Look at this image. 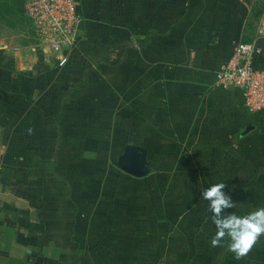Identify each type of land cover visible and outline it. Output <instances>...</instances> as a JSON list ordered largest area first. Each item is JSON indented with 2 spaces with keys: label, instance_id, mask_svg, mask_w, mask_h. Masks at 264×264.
Returning a JSON list of instances; mask_svg holds the SVG:
<instances>
[{
  "label": "crops",
  "instance_id": "obj_1",
  "mask_svg": "<svg viewBox=\"0 0 264 264\" xmlns=\"http://www.w3.org/2000/svg\"><path fill=\"white\" fill-rule=\"evenodd\" d=\"M79 2L65 66L0 52V264H264V236L241 260L210 246L201 197L225 183V214L264 207V113L215 83L246 3ZM138 156L144 177L116 166Z\"/></svg>",
  "mask_w": 264,
  "mask_h": 264
},
{
  "label": "built area",
  "instance_id": "obj_2",
  "mask_svg": "<svg viewBox=\"0 0 264 264\" xmlns=\"http://www.w3.org/2000/svg\"><path fill=\"white\" fill-rule=\"evenodd\" d=\"M24 14L31 25L36 47L57 56L58 67L68 62L67 52L80 38L84 19L79 0H26ZM262 54L256 42H237L216 70L215 83L225 90L239 91L247 114L264 113V71L254 65Z\"/></svg>",
  "mask_w": 264,
  "mask_h": 264
},
{
  "label": "clouds",
  "instance_id": "obj_3",
  "mask_svg": "<svg viewBox=\"0 0 264 264\" xmlns=\"http://www.w3.org/2000/svg\"><path fill=\"white\" fill-rule=\"evenodd\" d=\"M225 186V183H216L202 190V200L207 202L206 211L215 227L210 246L224 247L234 259L241 260L264 236V207L242 216L234 212L225 214V210L237 206L223 191Z\"/></svg>",
  "mask_w": 264,
  "mask_h": 264
},
{
  "label": "rangeland",
  "instance_id": "obj_4",
  "mask_svg": "<svg viewBox=\"0 0 264 264\" xmlns=\"http://www.w3.org/2000/svg\"><path fill=\"white\" fill-rule=\"evenodd\" d=\"M6 3L5 17L0 18V52L10 47L36 45L30 23L24 14L26 0H3ZM248 6L243 40L256 42L264 52V0H243ZM4 10V9H2ZM264 64V61H263Z\"/></svg>",
  "mask_w": 264,
  "mask_h": 264
},
{
  "label": "water",
  "instance_id": "obj_5",
  "mask_svg": "<svg viewBox=\"0 0 264 264\" xmlns=\"http://www.w3.org/2000/svg\"><path fill=\"white\" fill-rule=\"evenodd\" d=\"M264 57V52H263ZM264 70V68L262 67ZM144 156H138L136 158L129 157L127 160L116 163V166L123 171L124 173L136 177L141 178L148 174L149 170L145 168L144 164Z\"/></svg>",
  "mask_w": 264,
  "mask_h": 264
},
{
  "label": "trees",
  "instance_id": "obj_6",
  "mask_svg": "<svg viewBox=\"0 0 264 264\" xmlns=\"http://www.w3.org/2000/svg\"><path fill=\"white\" fill-rule=\"evenodd\" d=\"M1 1L4 2L3 0H1ZM5 5H6V3L0 4V18L1 19H3L5 17V14H4L5 12H7V13L9 12V10L5 8ZM2 9H4V10H2ZM243 42L248 43L251 41L243 40Z\"/></svg>",
  "mask_w": 264,
  "mask_h": 264
},
{
  "label": "flooded vegetation",
  "instance_id": "obj_7",
  "mask_svg": "<svg viewBox=\"0 0 264 264\" xmlns=\"http://www.w3.org/2000/svg\"><path fill=\"white\" fill-rule=\"evenodd\" d=\"M263 68H264V64H263Z\"/></svg>",
  "mask_w": 264,
  "mask_h": 264
}]
</instances>
